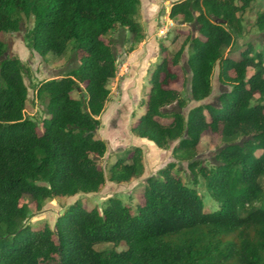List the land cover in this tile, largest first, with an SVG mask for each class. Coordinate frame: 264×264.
<instances>
[{
    "label": "trees",
    "instance_id": "trees-1",
    "mask_svg": "<svg viewBox=\"0 0 264 264\" xmlns=\"http://www.w3.org/2000/svg\"><path fill=\"white\" fill-rule=\"evenodd\" d=\"M255 1L177 0L171 6L169 18L197 34L189 33L151 70L145 112L132 132L164 150L176 143L173 156L188 162L193 184L175 173L172 161L147 177L135 209L115 197L102 210L77 202L54 228L33 229L26 224L27 194L41 210L48 199L95 193L106 183L98 160L108 144L96 133L118 64L105 37L124 29L134 43L144 39L141 0H0V264H264V52L252 44L238 57L228 52L244 34V13ZM22 26L26 46L42 58L79 56L77 66L36 86L48 115L42 132L25 115L27 66L17 56L3 59L1 33ZM254 26L264 32V9ZM167 51L162 45V54ZM217 68L220 84L230 87L219 104L185 114L190 101L212 95ZM182 75L190 98L172 87ZM206 132L224 143L211 166L198 158ZM144 171V151L134 147L110 166L109 180L127 183ZM199 177L216 210H204ZM99 244L111 247L98 250Z\"/></svg>",
    "mask_w": 264,
    "mask_h": 264
},
{
    "label": "rangeland",
    "instance_id": "rangeland-1",
    "mask_svg": "<svg viewBox=\"0 0 264 264\" xmlns=\"http://www.w3.org/2000/svg\"><path fill=\"white\" fill-rule=\"evenodd\" d=\"M175 1L177 0H141L140 11L137 15V20L145 35L141 42L134 43L133 35L124 29H117L105 37L106 41H110L113 45L118 64L117 74L109 83V99L99 117L101 127L96 133L97 138L105 140L108 144L107 153L98 160L105 172L106 183L100 191L95 193H79L69 197L48 199L41 210L36 209L30 195L27 194L23 198V202L29 207V218L26 224L32 226L33 229L44 224L54 228L57 218L77 202L86 209L102 210L107 201L115 197L135 209L137 204L143 201L147 177L157 175L160 169L172 161L177 162L175 173L180 175L186 183L193 184L188 162H179L173 156L172 148L176 143L170 149L164 150L152 141L132 132L134 124L145 112V102L151 87V70L162 57L179 50L189 33L197 34L192 25L169 18L171 6ZM263 9L264 0H257L244 13L245 32L236 38L235 44L228 50L231 55L238 57L240 50L247 44H252L257 50L264 52V32L254 26L258 13ZM24 33V26L18 32L1 33V39L7 44V53L3 59L17 56L27 66L28 72L24 79L29 88V98L25 115L33 119L37 123L38 132H42V120L48 115L46 102L37 98L36 86L42 80L59 77L77 66L79 56L69 51L64 57L49 54L46 58H42L37 52L28 49ZM162 45L168 49L165 54L161 52ZM189 51L190 48L187 46L181 65L187 60ZM175 70L181 71L180 66L175 67ZM218 75L219 68L214 74L212 95L200 102L190 101L188 108L184 110L185 114L189 109L200 104H219V95L224 89L230 87L222 86ZM184 77L182 75L181 81L173 84L172 87L181 90L183 96L190 98L188 86L183 85ZM81 92L82 90H79L73 95L79 97ZM162 121L168 123L170 120ZM223 144L220 134L204 133L198 147V158L204 164L211 166L215 162L217 151ZM134 147H141L144 151L145 171L143 175L127 183L110 181V166L119 156L128 155ZM196 187L203 196L204 210H216L218 203L210 195L203 177H199ZM110 247L111 245L108 244L96 246L98 250ZM122 248V246L118 247V249Z\"/></svg>",
    "mask_w": 264,
    "mask_h": 264
}]
</instances>
